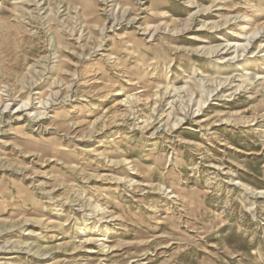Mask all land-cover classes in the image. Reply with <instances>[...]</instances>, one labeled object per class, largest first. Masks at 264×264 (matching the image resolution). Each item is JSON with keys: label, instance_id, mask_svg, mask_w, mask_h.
Wrapping results in <instances>:
<instances>
[{"label": "rangeland", "instance_id": "374dc122", "mask_svg": "<svg viewBox=\"0 0 264 264\" xmlns=\"http://www.w3.org/2000/svg\"><path fill=\"white\" fill-rule=\"evenodd\" d=\"M73 1L0 0V264H264V0Z\"/></svg>", "mask_w": 264, "mask_h": 264}, {"label": "bare ground", "instance_id": "6f19581e", "mask_svg": "<svg viewBox=\"0 0 264 264\" xmlns=\"http://www.w3.org/2000/svg\"><path fill=\"white\" fill-rule=\"evenodd\" d=\"M61 1H63L64 2V5H66V9H67V12L68 13H70V10L72 9V8H79V11H80V16H82L83 17V19L84 18H86V17H92L91 15L93 14V9H91V10H88L87 8H88V4L87 3H84V2H80L79 3V5L78 4H76V2L75 1H73V0H61ZM109 1H113V0H109ZM15 2H18V1H15ZM40 2H41V0H23V5H21V8H20V13L21 14H19V15H23V17H24V15L25 14H30V16L31 17H36V15L34 14L35 12H33V11H35L34 9H37L38 8V6L40 5ZM116 2H118V1H116ZM16 4V3H15ZM14 4V5H15ZM116 4H119V3H116ZM18 5H19V3H18ZM76 5H78L77 7H76ZM24 6H26V7H24ZM31 6H34V9H28L29 7H31ZM253 6V5H252ZM18 7L19 6H15V9H13V10H15V11H18ZM50 7V6H49ZM156 9H157V7L155 6H153L151 9H149V14L152 16V15H158L157 14V11H156ZM38 10H39V8H38ZM19 12V11H18ZM49 12V11H48ZM37 14V13H36ZM161 15V14H160ZM4 16L5 15H3V14H0V24L2 25V24H5V18H4ZM46 16V15H45ZM133 16V15H132ZM135 16V15H134ZM22 17V16H21ZM136 17V16H135ZM135 17H132L133 18V20H135ZM246 17V16H245ZM51 19L52 18H50V16H47L46 17V21H47V25L49 26V28L50 29H53V38H52V40L54 41L53 43H54V46H55V51H57V52H59L60 51V49H61V47L63 46V42H61V40L59 39V36H58V34H57V32L54 30V28L52 27V23H51ZM86 19H89V18H86ZM246 19H249V18H246ZM132 20V21H133ZM45 21V22H46ZM135 23H137L138 24V20L135 22ZM142 24V23H141ZM141 24H139V26L141 25ZM143 24H145V27H143V28H140V29H142L143 30V32H146V30L148 29L147 27H146V25L148 24L147 22H143ZM248 24V23H247ZM47 26V27H48ZM13 27V35L14 36H18V35H20V30L17 28V27H15V26H12ZM247 27H249V25L247 26L246 24H244V25H242L241 26V33H240V35L241 36H243V37H245L247 34H249L250 36H253L254 35V33H255V31L257 30L256 28L255 29H252V30H249ZM104 25H102L101 26V30L103 31L104 30ZM259 29V28H258ZM91 32V31H90ZM256 33H257V31H256ZM91 34H92V32H91ZM247 37V36H246ZM241 39V38H240ZM245 38H243V40H244ZM51 41V40H50ZM52 42V41H51ZM226 45H229V46H231V47H233L234 48V53L236 52V54L239 52V51H241L242 49H243V47H244V45L245 44H243L242 43V41H235V42H227V44ZM53 46V45H52ZM216 48V47H215ZM216 50V49H215ZM212 52H214V50L212 51ZM60 56V55H59ZM224 58V57H223ZM230 58V57H229ZM53 78V77H52ZM261 78V77H260ZM57 79V78H56ZM60 80V79H59ZM57 81V80H56ZM61 81V80H60ZM225 81V80H224ZM55 82V81H54ZM57 83V82H56ZM219 84H221V82L219 83ZM243 84V83H242ZM241 86H243V85H241ZM237 89H238V87H237ZM213 90V89H212ZM202 93V92H201ZM203 94V93H202ZM158 95V94H157ZM133 97H134V95H132V94H126L125 95V98H123L124 100H122V101H125L126 103L127 102H132V100H133ZM205 97V96H204ZM202 95H201V97L197 100V106L199 107L202 103H205L206 101H207V98H204ZM36 99H38L37 100V102H36V104L38 105L37 107H35V108H31V107H28V108H26L28 105V103L30 102V96H28L27 98H25V99H23V100H21L20 101V104H19V106H18V108L17 109H15V112L14 113H19V112H22V111H27V114L26 115H28V117L30 118V117H32L33 115H35V117L34 118H38V117H40L41 115H43L44 114V107H45V104L48 102L47 101V99H40V97H36ZM0 102H1V99H0ZM4 102V101H3ZM172 102H170V104H171ZM4 105V108H6L7 107V105L8 104H3ZM22 107H24V109H21ZM171 112V111H170ZM169 113V112H168ZM169 115V114H168ZM178 116V115H177ZM180 116V115H179ZM177 118V117H176ZM180 118V117H179ZM178 118V119H179ZM181 120V119H180ZM175 122V121H174ZM174 124V123H173ZM238 180V179H237ZM243 187H245V188H247V186H245V185H243V184H241ZM251 190L253 191V193H255V194H261L263 191H261V190H257V189H252L251 188ZM101 209V208H100ZM105 237V236H104ZM98 238V237H97ZM99 239V238H98ZM97 239V240H98ZM90 241H91V238L90 237H88V238H86L85 240H84V242H86V243H90ZM103 241V240H102ZM101 250H103V251H105V245H104V242H102L101 243ZM90 251H92V250H90ZM131 260V259H130Z\"/></svg>", "mask_w": 264, "mask_h": 264}]
</instances>
